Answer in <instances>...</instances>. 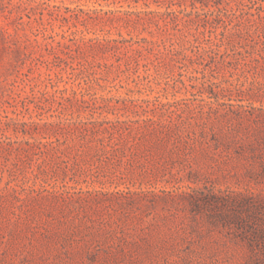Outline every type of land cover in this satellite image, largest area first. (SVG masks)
I'll list each match as a JSON object with an SVG mask.
<instances>
[{"label":"rangeland","instance_id":"obj_1","mask_svg":"<svg viewBox=\"0 0 264 264\" xmlns=\"http://www.w3.org/2000/svg\"><path fill=\"white\" fill-rule=\"evenodd\" d=\"M0 264H264V0H0Z\"/></svg>","mask_w":264,"mask_h":264}]
</instances>
